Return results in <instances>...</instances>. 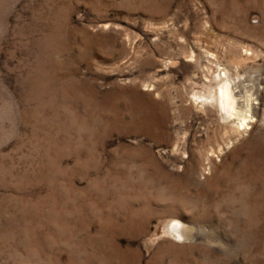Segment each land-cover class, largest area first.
I'll return each instance as SVG.
<instances>
[{
  "label": "rangeland",
  "instance_id": "obj_1",
  "mask_svg": "<svg viewBox=\"0 0 264 264\" xmlns=\"http://www.w3.org/2000/svg\"><path fill=\"white\" fill-rule=\"evenodd\" d=\"M0 264H264V0H0Z\"/></svg>",
  "mask_w": 264,
  "mask_h": 264
},
{
  "label": "bare ground",
  "instance_id": "obj_2",
  "mask_svg": "<svg viewBox=\"0 0 264 264\" xmlns=\"http://www.w3.org/2000/svg\"><path fill=\"white\" fill-rule=\"evenodd\" d=\"M214 98L217 101L222 111V115L227 122H236L240 128L248 126V121H250L252 118L251 111L253 106L249 100L246 101V104H244L245 110L238 106L235 83L233 84L228 80L223 81L219 86L218 92L214 95H211V99ZM203 100L206 99L204 98ZM173 232L181 239L186 240L193 235L194 231L193 228L183 224L180 221H176L173 225Z\"/></svg>",
  "mask_w": 264,
  "mask_h": 264
}]
</instances>
